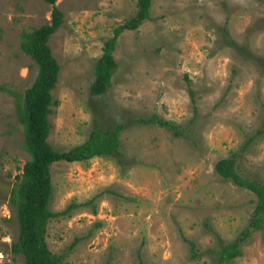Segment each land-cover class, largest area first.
<instances>
[{"label":"rangeland","instance_id":"rangeland-1","mask_svg":"<svg viewBox=\"0 0 264 264\" xmlns=\"http://www.w3.org/2000/svg\"><path fill=\"white\" fill-rule=\"evenodd\" d=\"M135 2L55 0L62 22L48 39L59 72L47 142L63 149L94 125L122 126L118 156L49 165V208L78 205L47 220L46 245L61 264H264V229L217 259L247 226L255 195L213 168L234 152L240 172L264 183V0H151L148 16L116 39L110 85L92 95L103 40ZM50 10L44 0H0V264L22 262L9 247V193L29 155L14 106L35 66L20 31Z\"/></svg>","mask_w":264,"mask_h":264},{"label":"trees","instance_id":"trees-1","mask_svg":"<svg viewBox=\"0 0 264 264\" xmlns=\"http://www.w3.org/2000/svg\"><path fill=\"white\" fill-rule=\"evenodd\" d=\"M51 4L49 20L20 31L19 47L32 59L35 74L31 83L21 94H15L14 111L22 126L23 147L29 157L23 162L18 180L11 188L9 201L14 209L17 224L15 238L10 242V250L22 256L20 264H61L62 255L49 250L44 239L45 225L49 218L66 214L78 203L71 201L60 210H51L48 200L52 191L49 165L58 160L84 161L92 156H118L121 123L114 126L94 125L85 139L63 149L52 147L47 142L50 130L48 114L50 105L56 104L52 96L59 72V64L53 56L48 39L62 22V11L55 0H44ZM151 0H136V9L112 29V34L103 40L101 53L93 63V78L89 83L92 95L103 93L110 85V77L116 66L112 51L119 33L124 29H134L148 16ZM233 47L238 44L232 40ZM243 49V47H241ZM190 98L193 101L192 91ZM162 124L175 128L176 125L165 120ZM264 132V127L257 129ZM213 168L223 178L249 189L255 195V203L247 226L238 236L223 243L217 250L220 263L238 255L239 245L255 229H264V183L240 172L236 154L218 158ZM89 198L82 204L92 202Z\"/></svg>","mask_w":264,"mask_h":264}]
</instances>
